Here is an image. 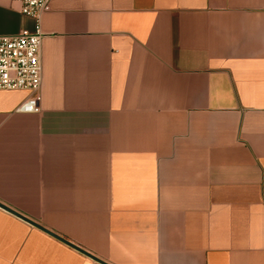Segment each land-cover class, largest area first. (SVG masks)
<instances>
[{"label": "crops", "instance_id": "1", "mask_svg": "<svg viewBox=\"0 0 264 264\" xmlns=\"http://www.w3.org/2000/svg\"><path fill=\"white\" fill-rule=\"evenodd\" d=\"M37 28L0 0V36ZM41 30L0 203L84 251L0 206V264H264V0H51Z\"/></svg>", "mask_w": 264, "mask_h": 264}, {"label": "built area", "instance_id": "2", "mask_svg": "<svg viewBox=\"0 0 264 264\" xmlns=\"http://www.w3.org/2000/svg\"><path fill=\"white\" fill-rule=\"evenodd\" d=\"M20 11L36 19L38 28L0 36V89L27 90L30 97L20 106L25 112H40L39 92L43 82L42 44L46 34L41 19L51 0H17Z\"/></svg>", "mask_w": 264, "mask_h": 264}, {"label": "water", "instance_id": "3", "mask_svg": "<svg viewBox=\"0 0 264 264\" xmlns=\"http://www.w3.org/2000/svg\"><path fill=\"white\" fill-rule=\"evenodd\" d=\"M0 206H2L3 208H5V209H7V210H9V211H11V212H13V213L16 214V215L22 217L23 219H25V220L29 221L30 223L34 224L35 226H37V227H39V228L45 230L46 232H48V233H50V234H52V235H54V236H56V237L62 239L63 241H65V242H67V243H69V244L75 246L76 248L80 249L81 251H84L83 249H81L80 247H78V246L72 244L71 242H69V241L66 240L65 238H62L61 236L55 234V233L52 232L51 230H49V229L45 228L44 226H42L41 224H39V223H37V222H35V221H33V220H30L29 218L23 216L22 214H20V213L14 211V210H12V209L9 208L8 206H6V205H4V204H2V203H0ZM93 257H94V256H93Z\"/></svg>", "mask_w": 264, "mask_h": 264}]
</instances>
